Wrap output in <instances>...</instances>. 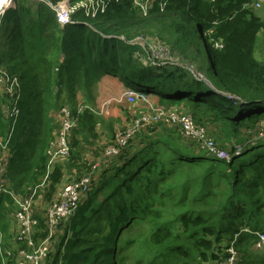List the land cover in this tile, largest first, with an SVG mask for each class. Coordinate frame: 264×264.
<instances>
[{"label":"trees","instance_id":"trees-1","mask_svg":"<svg viewBox=\"0 0 264 264\" xmlns=\"http://www.w3.org/2000/svg\"><path fill=\"white\" fill-rule=\"evenodd\" d=\"M61 1L0 0V153L9 192L27 196L41 183L62 110L93 105L105 76L159 103L187 104L203 127L264 131V63L253 54L264 22L251 9L252 0H154L145 13L134 0H100L75 9L65 26L51 7ZM97 26L99 33L92 30ZM154 34L170 56L191 65L210 86L180 66L151 63L148 46L134 40ZM215 42L222 48H214ZM92 114L85 112L70 136V159L73 151L82 153L85 139L74 134ZM121 130L107 127L111 144ZM259 141L226 163L184 140L171 124L140 129L92 176L73 215L57 228V249L43 264H119L128 245H139L144 264H219L232 242L235 264H264V252L254 250L255 232L264 233ZM78 160L71 164L79 167ZM90 162H82L87 170L76 179L90 172ZM63 169L56 166L49 174L45 198ZM13 213L11 195L0 193V264H18L26 250L15 236ZM39 228L44 237L40 221ZM130 233L139 239L124 240Z\"/></svg>","mask_w":264,"mask_h":264},{"label":"built area","instance_id":"built-area-1","mask_svg":"<svg viewBox=\"0 0 264 264\" xmlns=\"http://www.w3.org/2000/svg\"><path fill=\"white\" fill-rule=\"evenodd\" d=\"M88 1H94L97 3L100 0ZM134 1L138 6L142 7L144 13L148 11L146 6L154 2V0ZM62 5L63 4H60L56 11V19L61 26L66 25L69 22L67 10L63 8ZM79 5H82V2L77 3L76 6H74V10L77 9ZM250 7L255 12L264 9V0H252ZM1 12H3V10H1ZM136 39L135 42L139 44ZM153 43H149L151 63L180 66L186 69V71L192 74V76L203 78L202 75L195 72L191 65L188 66L181 63L174 57L170 56L169 51L163 49L159 43ZM214 48L220 49L222 48V44L220 42H215ZM124 98L128 105L132 107L135 106L134 104L136 103L146 102L148 99H151L150 96L135 90H130V88L125 90ZM109 103L110 102H108V104ZM78 105L79 106L73 113H70L65 109L62 110L63 116L61 118L60 131L54 144L47 152L49 156L47 174L41 183L37 185L29 195L17 196L8 191V187L3 181L4 167L2 166V156L0 153V193H9L13 199V219L16 222L15 236L18 240L24 241L26 246V250L20 252L18 264H43L45 262L49 254L54 251L52 245L54 246L55 243L57 228L63 221L73 215L81 199L89 190L92 176L100 167L99 161H92L90 162V172L78 179L67 180L65 176H62L60 182L55 185L51 196L49 198L44 197L43 193L49 184V174L54 167L62 165L70 157L69 140L72 132L77 128L80 117L85 112L96 113L94 108L85 103H80ZM178 105L179 104L173 105L175 107L172 109L160 107L153 109L152 112L147 114L141 113L139 116L135 115L131 123L122 127V130L117 133L114 144L106 149L104 156H106V158H114L118 156L119 152L127 146L129 140L136 132L148 125L158 123L173 125V127L178 129V132L184 140L194 143L197 148L206 150L210 156L226 163L231 162V159L242 150L240 147L241 145H239L237 149L230 153L228 150L219 146L210 135L207 127L196 124L191 113L180 111V109L177 108ZM100 113H102V111H100ZM258 132H261V136L264 134L263 129H260ZM249 142L250 141L248 140L246 141V143ZM4 149L5 147L0 142V151ZM37 218H39V220ZM39 221L46 227V234L44 237H40L42 230L39 228ZM255 233L257 235V242L254 246V250L255 252H264V233ZM37 234H39V237ZM38 240L39 243L37 242ZM224 253L228 255L220 260L219 264H235L237 254L233 248V242L227 247Z\"/></svg>","mask_w":264,"mask_h":264},{"label":"rangeland","instance_id":"rangeland-1","mask_svg":"<svg viewBox=\"0 0 264 264\" xmlns=\"http://www.w3.org/2000/svg\"><path fill=\"white\" fill-rule=\"evenodd\" d=\"M8 1V0H7ZM64 1V0H63ZM67 1V0H66ZM262 1V0H259ZM11 2V0H9ZM68 2V1H67ZM67 2H59L56 5L52 6L53 11L56 14V11L58 10V6L60 4H63V8L67 10V13L69 15L72 14V11L74 10V6ZM96 2L94 1H88L86 3H82V5H79L77 8H87L89 5L93 6ZM264 9H261L259 11H256L255 13L258 16L263 15ZM260 14V15H259ZM95 15V11H94ZM61 26V25H60ZM65 26V25H63ZM93 31H97L99 33V26L92 28ZM59 39H61V34H59ZM150 40L157 41L159 45L165 49L168 50V46L163 44L161 40L158 38L157 35L149 36ZM147 38L143 37H137L136 40H138L139 43H141V46L144 45L148 46V49L150 51L149 46V40ZM135 42V40H134ZM151 52V51H150ZM254 58L261 63H264V29H262L258 35L256 36V41L254 45ZM175 58V57H174ZM178 60L177 58H175ZM180 61V60H178ZM181 63L185 64L184 61H180ZM202 84L206 85L205 78L203 80L197 79ZM97 93H96V100L93 105H91L96 114H92L90 117H87L84 121H81V127L75 131L79 134L81 132V135L84 137L85 141L81 144L82 151L81 155L75 156V151H73L71 159L69 157L68 160H66L62 165H58L60 167H63L64 169V176L67 180H73L76 179L78 176H80L82 173L86 172L87 166L83 167V161L87 162L89 160L91 161H99L101 163L100 166L102 168H106L105 165H107V158L104 156V153L106 149L109 146H112L111 141L108 137L107 133V127L111 126L112 130L114 132L117 129H121L122 127H125L129 125L134 118V116H139L141 113H150L155 108H166V109H172L175 106L173 105H165L162 103H159L157 100H155L153 97H150L151 99H148L146 102H139L134 104L135 106H129L124 98V92L127 89L120 81L114 78L103 77L101 81L98 83L97 86ZM108 102H110L108 104ZM177 108L180 109L182 112H191V108L187 104H179ZM102 111V113H100ZM162 125L163 130L169 131L171 128H169L166 125ZM205 126L207 127V130L210 132L215 131L214 140L219 146H223L226 148H233V150L237 149L239 146L238 143L242 144L245 141H250L249 143H243L240 147H243L247 144H251L252 142H260L259 140H264V134L261 136V132L256 131L254 128L251 129H242L239 132L236 133H228L225 131L224 125H220L219 123H213L208 124L206 123ZM208 126H211L210 130ZM173 127V125H172ZM259 127V126H258ZM79 131V132H78ZM207 132V131H206ZM72 139V138H71ZM196 148V147H195ZM197 149V148H196ZM79 159V167L74 166L71 164V160L74 158ZM234 160L238 161L240 158H235ZM140 234L139 233H130L124 236V240H133V239H139ZM39 243V240L37 241ZM53 252L56 251L57 246L52 245ZM139 245L135 246H125L122 250V254L118 258V261H120L119 264H144L145 258L142 256Z\"/></svg>","mask_w":264,"mask_h":264},{"label":"crops","instance_id":"crops-1","mask_svg":"<svg viewBox=\"0 0 264 264\" xmlns=\"http://www.w3.org/2000/svg\"><path fill=\"white\" fill-rule=\"evenodd\" d=\"M263 15H261V16H259L262 20H263V22H264V12L262 13ZM260 15V14H259ZM106 77H108V76H106ZM111 78V77H110ZM155 99V98H154ZM156 100V99H155ZM208 128L210 129V130H213V129H211V126H208Z\"/></svg>","mask_w":264,"mask_h":264},{"label":"water","instance_id":"water-1","mask_svg":"<svg viewBox=\"0 0 264 264\" xmlns=\"http://www.w3.org/2000/svg\"><path fill=\"white\" fill-rule=\"evenodd\" d=\"M195 78H197V79H201V80H203L204 79V77L203 78H198V77H195ZM206 80V79H205ZM206 85H208V86H210V84L208 83V81L206 80ZM211 158H212V156H211Z\"/></svg>","mask_w":264,"mask_h":264},{"label":"bare ground","instance_id":"bare-ground-1","mask_svg":"<svg viewBox=\"0 0 264 264\" xmlns=\"http://www.w3.org/2000/svg\"><path fill=\"white\" fill-rule=\"evenodd\" d=\"M130 90H134V89H130Z\"/></svg>","mask_w":264,"mask_h":264}]
</instances>
